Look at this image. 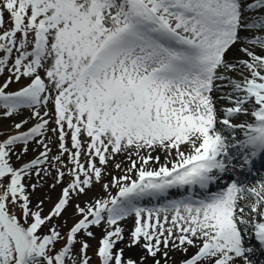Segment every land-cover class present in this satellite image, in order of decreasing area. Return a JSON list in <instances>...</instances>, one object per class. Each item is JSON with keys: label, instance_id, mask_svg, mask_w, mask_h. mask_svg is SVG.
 Instances as JSON below:
<instances>
[{"label": "snow or ice", "instance_id": "1", "mask_svg": "<svg viewBox=\"0 0 264 264\" xmlns=\"http://www.w3.org/2000/svg\"><path fill=\"white\" fill-rule=\"evenodd\" d=\"M6 72L0 117L30 115L0 138V264H92L91 240L98 264H257L264 177H237L264 159V0H0ZM118 155L106 198L53 224ZM49 176L45 214L51 197L32 196Z\"/></svg>", "mask_w": 264, "mask_h": 264}, {"label": "rangeland", "instance_id": "2", "mask_svg": "<svg viewBox=\"0 0 264 264\" xmlns=\"http://www.w3.org/2000/svg\"><path fill=\"white\" fill-rule=\"evenodd\" d=\"M3 78H4V75H2V76L0 75V82L3 81ZM27 82L28 81H26V80H21V83L23 85H25ZM16 85H17V83H13L9 89L15 87ZM29 115H30V112L25 110L23 113L16 114L12 118L0 117V138H2L3 135H5L6 133H9V132L14 133L15 129H13V127H12L14 125V123L19 122V120L21 118L28 119ZM240 121L241 120H234V122H236V123H238ZM33 123H34V121H30L29 124L25 126V129H27V127L31 126ZM50 127H55L54 123H50ZM48 135L53 137L54 142L50 145V147H52V150H53L52 154H55L57 151L55 136L51 132H49ZM68 146L70 147V139H69V145ZM28 148H29L28 153L26 155H24L20 161H17L15 159V157H13V163L15 165H17V166L22 165L24 162H27V161L31 160L32 158H34L38 154L39 150H42V149H38L34 143L30 144L28 146ZM119 156H121V155L116 156L114 160L110 161L102 181L100 183H94L92 188L89 189L85 195L74 198L72 203L67 207V210L61 216V218L59 220L54 219L52 221L53 224L61 225L62 229L64 231H66L67 228L71 227L73 225V223L79 219V217L75 214V209H74V205L76 203H80L81 206H84V202L92 201L96 198H106L108 193H105L102 185L104 183H107L110 180L111 176H119L122 174L121 171H119L118 169L115 168V164L120 163L121 166L124 165L126 167L127 163H128L125 156L122 157V161L116 160ZM124 166H122V167H124ZM109 174H111V175H109ZM54 175H55V171L52 170V176H54ZM52 176L47 177L46 182L43 183L44 186L37 188V190L33 193L32 199H33L34 203L36 201H38L39 199H45L46 197H49L48 189H51L49 187V185L53 183ZM35 180H36V177H32V182H35ZM25 182L27 183V181H25ZM61 188H62V185H57L55 188V193L51 194V200L50 201L47 199L45 200V205H44L45 214L52 207L53 203L57 200L58 196L60 195ZM109 191L111 194L114 195L116 192V189L112 188ZM65 221H66V224H65ZM132 224H133V222H131L129 224L128 230L131 229ZM44 231L46 232L47 228H45ZM101 235H102V231H101L100 235H96L97 239H99ZM89 243L92 245V247L88 250V254L93 257L92 258V264H98L96 257L93 255V252L96 248L97 240H91V241H89ZM59 246L60 245H57V247H59ZM180 258H181V256L178 257L173 264H176V262Z\"/></svg>", "mask_w": 264, "mask_h": 264}, {"label": "bare ground", "instance_id": "3", "mask_svg": "<svg viewBox=\"0 0 264 264\" xmlns=\"http://www.w3.org/2000/svg\"><path fill=\"white\" fill-rule=\"evenodd\" d=\"M242 55V53H240V52H238L237 51V48H233L228 54H227V58L229 59V60H231V59H233L234 57H236V56H241ZM214 95H219L218 93H214ZM222 103H224V102H218V104H217V107L219 108L220 106H221V104ZM242 119H244V117L242 116L241 117ZM14 129V128H13ZM238 135H239V133H238ZM54 142V141H53ZM124 155H121V156H119L116 160H120V161H122V157H123ZM122 166H124V165H122ZM125 167V166H124ZM259 178H250V179H248V183H249V186H251V184L255 181V180H258ZM43 186H44V184H43ZM48 192H49V197H51V194L52 193H55V189H48ZM101 194V193H100ZM130 222H131V219H128V220H126V221H123V222H121V226H123L125 229H126V233H127V230H128V226H129V224H130ZM102 227H103V225L101 226V228H93L92 229V231H94L95 232V234L96 235H100L101 234V229H102ZM253 244H255V241L253 240ZM119 247H124V245L123 244H121V245H119ZM194 251V249H189V253L191 254L192 252ZM259 254V251H257V253L255 254V255H258ZM141 255H143V252H142V250L140 249V248H131V249H129V248H125V256L126 257H132L133 259H137V258H139ZM170 255H171V257H172V260L170 261V264H173L175 261H176V259L178 258V257H180L181 256V258L176 262V264H178L179 262H180V260L182 259V257H183V254L181 253V252H172V253H170ZM147 264H151V261L149 260L148 262H147Z\"/></svg>", "mask_w": 264, "mask_h": 264}]
</instances>
